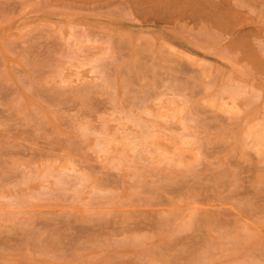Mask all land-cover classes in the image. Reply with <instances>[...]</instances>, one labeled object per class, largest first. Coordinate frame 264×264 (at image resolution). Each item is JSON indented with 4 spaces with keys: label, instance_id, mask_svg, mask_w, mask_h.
Instances as JSON below:
<instances>
[{
    "label": "rangeland",
    "instance_id": "rangeland-1",
    "mask_svg": "<svg viewBox=\"0 0 264 264\" xmlns=\"http://www.w3.org/2000/svg\"><path fill=\"white\" fill-rule=\"evenodd\" d=\"M263 133L264 0H0V264H264Z\"/></svg>",
    "mask_w": 264,
    "mask_h": 264
},
{
    "label": "bare ground",
    "instance_id": "bare-ground-1",
    "mask_svg": "<svg viewBox=\"0 0 264 264\" xmlns=\"http://www.w3.org/2000/svg\"><path fill=\"white\" fill-rule=\"evenodd\" d=\"M226 95H228V94H226ZM242 96V95H241ZM226 100V99H225ZM224 100V101H225ZM231 103H233V102H231ZM171 105V104H170ZM235 106V105H234ZM223 107V106H222ZM153 108H154V106H153ZM233 108V107H232ZM243 110V109H242ZM232 111V110H231ZM224 114V113H223ZM222 115V114H221ZM237 118V117H236ZM160 119V118H159ZM174 120V119H173ZM224 120V119H223ZM233 120V119H232ZM237 120V119H236ZM238 122V121H237ZM236 122V123H237ZM255 122V121H254ZM259 122V121H258ZM231 124V123H230ZM177 125V124H176ZM182 126V125H181ZM183 127V126H182ZM261 127V126H260ZM116 128V127H115ZM248 127H246V129H247ZM183 129V128H182ZM115 130V129H114ZM259 130V129H258ZM262 130V129H261ZM250 131V130H249ZM262 132V131H261ZM256 134V133H255ZM264 134V133H263ZM257 137H258V135H256ZM260 137V136H259ZM258 137V138H259ZM248 138V137H247ZM252 138V137H251ZM262 138H263V135H262ZM109 139V138H108ZM142 139V138H141ZM235 140V139H234ZM244 140V139H243ZM144 141H145V138H144ZM143 142V141H142ZM146 142V141H145ZM242 143V142H241ZM258 143V142H257ZM149 144H147V146H148ZM262 147V146H261ZM116 148V147H115ZM244 148V147H243ZM247 149V148H246ZM261 149V148H260ZM129 150V149H128ZM106 152V151H105ZM101 153V152H100ZM102 153H104V151L102 152ZM42 175V174H41ZM43 176V175H42ZM233 211V210H232ZM248 228V227H247ZM241 231V230H240ZM243 239V238H242ZM263 264V263H262Z\"/></svg>",
    "mask_w": 264,
    "mask_h": 264
}]
</instances>
